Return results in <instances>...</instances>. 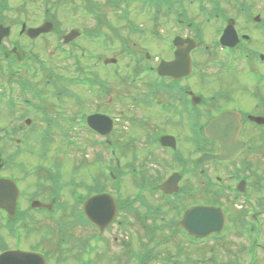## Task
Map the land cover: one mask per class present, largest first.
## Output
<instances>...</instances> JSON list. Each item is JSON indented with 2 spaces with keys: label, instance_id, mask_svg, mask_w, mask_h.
<instances>
[{
  "label": "flooded vegetation",
  "instance_id": "obj_1",
  "mask_svg": "<svg viewBox=\"0 0 264 264\" xmlns=\"http://www.w3.org/2000/svg\"><path fill=\"white\" fill-rule=\"evenodd\" d=\"M136 1H140L143 6L147 2L156 11L160 2V0ZM169 1L178 19L182 21V25L179 26L180 32L174 35L189 37L199 43L190 52L191 74L188 77L180 79L157 76L143 79L144 76H138L134 73L128 75V77L132 78L133 83L136 79L146 83L147 91L142 93L141 100L147 105L156 104L157 109L154 108V110L162 119L164 115L171 112L178 117L183 130L185 128L186 131V134L183 136V140L185 141L179 145L182 140L181 136L171 131L159 132L157 135L149 137L148 144L156 145L159 150L155 152L154 161L164 166L165 170L163 174L158 173L153 182L143 179L139 185L134 180L133 185L137 193L140 194L143 190L149 193L156 192L157 198L161 200L159 194L161 197L166 194L160 192L158 189L159 185L175 174L174 183L175 188H178V194L188 197L185 208L194 205H208L223 209H233L235 212L241 213L244 207L246 209V204H249L251 209L254 208L259 212V206L261 204L264 205V191L261 192L262 190L257 186V172L254 164L256 159L264 161V90H261V88L257 89L259 84L264 86V22L262 21V14L253 11L245 0H188L187 4L185 0ZM111 2L114 1L111 0ZM194 2L199 4L195 9H193ZM89 9L90 11H87V13L84 11L83 13L93 20L97 16L95 6L91 5ZM229 9L237 13L231 15L228 13ZM49 12L45 10L43 16L45 20L38 24L24 27H22L23 24L18 27L16 21L6 24L0 16V25L3 26L0 27L1 34L3 33V38L0 42V114H7L9 118L11 115L18 114L21 110L25 111V114H41L43 119L40 125L46 128L40 130L47 132L52 128L51 126L59 127V130H61L62 124H64L66 128L61 133L62 138L72 140L70 144L75 146L83 142L85 150H93L97 154L103 155L113 145L117 146V143L113 142L110 138L116 125V116L109 130L108 137H101L92 131H86V128H81V124L85 125L86 116L89 114L100 113L114 117L108 110L94 108L81 112L78 109V112L75 113L76 117L68 118L62 116L61 110L56 109L53 110V115L58 116V119L56 124H53L51 120L55 118H46L45 116L50 96L28 80L27 83L18 82L20 78L16 76L17 68L18 63L22 61L20 52L18 53V38L19 40L33 41L39 38L43 39L48 34L55 33L57 36L54 43H56V50L62 59V63L65 61V46H68L70 50H74L75 47L81 45V42L90 41L89 43L93 47L102 50L101 53H106L105 50L111 51L113 48L112 45L114 43H112V40L101 31L96 30L95 26L85 27L78 25L79 28L72 27L65 31L61 28L56 29L53 24V27L50 30L47 29L49 31L46 33L38 34L34 38L28 37L27 29L30 27L35 28L48 21ZM119 16L127 18L128 11H119ZM239 20L242 22L239 23ZM239 24L242 25V29L239 28L240 26L238 27ZM228 25L231 31L233 29L234 32H232L233 36L229 34L232 38H229L226 34V37H224L225 46L223 47L220 43V38ZM70 31L72 32L68 35V41L65 44L64 35ZM253 31L258 32L260 35L257 36V41L255 40V35L252 33ZM152 34L153 38L159 39L160 35L158 31L154 30ZM250 43L251 45L249 46ZM231 44L232 47H230ZM126 46L121 44L120 51H127ZM133 46L136 47V44H133ZM160 46L161 54H158L156 59L151 61V68L158 64L160 58L163 60H171L173 58L175 47L171 42L164 41L160 43ZM89 47L92 48L91 46ZM209 47L214 52L218 50L227 58L241 59L242 76L235 74L238 71L233 68L234 64L230 60H222L221 62L210 59L202 60V55L200 54L211 51L208 50ZM133 50L139 51L141 49L137 45ZM162 52H165V54ZM29 55L33 56L36 54L30 50ZM122 55L129 61L127 55L123 54V52ZM87 56L93 59H100V56H97V52L92 51L89 53L81 52V57L78 60L84 59ZM134 57L129 61L132 63V66L138 68L144 66V60L138 58L139 53L134 55ZM106 58H102L104 65H106ZM26 61V70H29L31 75H35L40 69L45 68L42 64V62H46L45 59L36 60L29 58ZM32 61L36 62L35 66L29 63ZM208 63L216 65L217 69L218 66L222 68L219 72L223 74L219 77L220 79L214 80V84L215 86L220 85L225 88H216L208 96H205L200 87L192 85V89L189 84L195 78L202 80L206 77L205 73L208 71ZM141 71L143 70L141 69ZM196 73L198 76H196ZM59 77H63V74H57V78ZM73 79H75L77 86H87L93 93H106L105 87L103 89L100 87L99 91L96 90L94 80L86 76V74H83L82 77L76 76ZM240 79L245 82L244 91H241L242 88L239 85ZM193 82L197 84L196 81ZM65 94H67L65 91L58 90L51 92V97L63 98ZM145 95L149 96L146 97ZM150 97L152 100H150ZM17 99L19 100L18 102ZM111 100L109 98L105 102L110 104ZM183 114L186 116H183ZM221 114H226L227 118H224L218 124L219 139H210L206 134L204 135L203 129L209 124L211 119ZM23 121L24 125L17 123L14 119H10L11 125L6 124L7 127L3 128V130L9 131L7 137L12 136V132L23 131L29 124L34 125L33 118H24ZM81 130L85 132V136L83 137L80 134ZM69 132H72L75 136L77 135V138L75 136L71 137ZM162 136L174 137L175 146H162L161 143L164 144V141H166L161 140L160 143ZM16 141V144H18L19 140L16 139ZM89 143L94 144L95 147H87ZM236 145L239 146L238 149H236ZM160 152L167 154L168 161L163 162L166 160V156L160 155ZM202 154H213L223 156L224 158L200 161L199 158ZM161 158H163V161ZM15 167L18 166L15 164ZM1 168L2 165L0 166V178L8 177L6 174L1 173ZM9 176L18 183L20 190H22L23 184L20 181H23L24 177L18 179L16 174H9ZM62 189L64 188H61L58 180L53 178L49 188L40 185L37 188L34 187L29 192V195L25 193L27 197L22 196L19 203L20 206H23L19 207L17 205L12 214L0 208V252L11 249L38 252L48 259L49 264H61L62 262L73 260L71 259L72 257H67V255L62 256L59 253L63 254L64 251H70L73 243H76L74 248H82V237L80 235H73V232L79 227L83 215L80 204L75 203L74 207L70 204L69 207L73 218L72 223L75 227L64 225L60 219H62L61 216L64 214V209L67 210V205L61 199ZM31 215L45 217L46 219H48V216L51 218L57 217L54 221L56 229L52 230L51 233L48 231L45 238L35 240L36 246L25 247L20 244V241L32 232V225L29 222ZM251 218L256 222L260 219L255 211L251 212ZM117 225H123V223L118 220ZM65 227L66 232L69 234H65L68 236L63 239L59 235L60 232L63 234V228ZM20 228L25 229V233H22V230H19ZM2 231L4 234H10L11 238L9 237L6 240L7 235L2 236Z\"/></svg>",
  "mask_w": 264,
  "mask_h": 264
},
{
  "label": "rangeland",
  "instance_id": "obj_2",
  "mask_svg": "<svg viewBox=\"0 0 264 264\" xmlns=\"http://www.w3.org/2000/svg\"><path fill=\"white\" fill-rule=\"evenodd\" d=\"M70 1L78 4L75 10H68L64 7L58 8V5L55 6L56 4H60L62 0H0V3L4 5L3 8L7 7L6 9H2L0 14L6 24L16 21L17 26L20 27L22 22L26 23V26L40 23L43 20L44 11L50 10L49 20L54 23L56 28L58 27L66 31L72 27L79 28L78 25L85 27L95 26L96 30L101 31L112 40V43H114L112 45V50H105L106 53H101L102 50L93 47L92 44L89 43L90 41H84L80 43L81 45L79 47L74 48L73 53L75 59L72 58L71 55L66 54V60L62 63L54 57V55L58 53L56 51V43H54L56 42L57 36L55 33L51 35L48 34L47 37L43 39L39 38L33 41L20 39L19 42H17L19 43V50L20 53L23 54L24 59L27 58L29 51L32 50V52L36 54V58L38 57L40 59L45 57L46 62L51 65V68L47 71H38L35 75H31L29 70L23 69L17 71L16 76L26 80V83L28 80L31 84L38 86L43 92H46L47 95L50 96L47 102V114L45 115L48 116V118L56 116L53 115V110L56 109L62 111V116L72 118L77 116L75 113L78 112V109L83 112L94 108L98 110H108L117 117L116 125L110 138L113 142L117 143L119 148L117 149L120 158V166H118V169L122 171L121 180L119 181V193L123 198H131L132 195L137 193L133 185L134 180L137 181L139 185L143 179L153 182L158 173L163 174L165 170L164 166L155 163V152L159 150L156 145H148V138L157 135L159 132H176L182 138L179 144L181 145L185 141L183 140V136L186 134V131L185 128L183 130V126L179 123L178 117H176L175 114L171 112L170 114L164 115L162 119L154 110V108L157 109L156 104L152 103L153 107H151L141 100L142 93L147 91L146 83L144 81H138L137 79L133 83L131 80L132 78L128 77L127 72L133 66L131 62L123 57L120 51L121 44H126L134 49L137 45L135 47L133 44H137L138 40L141 39V42L145 46L148 44L155 54H161V52L156 50L154 45L148 42L144 36L147 34V30L154 29L162 30L169 34L176 32L177 27L174 24L175 15L173 13L166 14L162 9L160 13L154 17L153 11H148V7L145 5L143 6L140 1L120 0L118 3L120 9L128 11L127 18H121L119 16V9L116 7L113 8L107 0ZM245 1L251 6L253 11L262 14V21L264 22V0ZM185 2L187 4L188 0H185ZM91 5L95 6V11L97 13L96 18L93 20L89 19V17L85 16L83 13L84 9H89ZM194 6L195 2L193 3V9ZM228 13L234 15L237 12H232V10L229 9ZM151 17H153L154 20H151ZM240 22L242 21L239 20V23ZM132 24L142 28L144 34L139 36L131 31L130 26ZM238 27L242 29V25L239 24ZM252 33L255 35V40L257 36H260L256 31ZM45 43H47V45H45ZM250 45L251 43L249 46ZM257 45H259V43H257ZM253 49L257 50L256 48ZM208 50L211 51L200 54L202 55V60L210 59L218 60V62L230 60L234 64L233 68L239 72L235 74L242 76L241 59L227 58L218 50H215L216 52L212 51L210 47ZM92 51H96L100 59H93L87 56L84 59L78 60V58L81 57V52L89 53ZM162 53L165 54V52ZM101 57H116L118 60L116 64L104 65ZM29 63L35 66L36 62L32 61ZM221 69L222 68L219 66L217 69L216 65H210L208 63V71L205 73L206 77L202 80L198 78L191 80L192 82L189 86L192 89V85L200 87L205 96H208V94L216 88H225L224 86H215L214 84V80L220 79L219 77L223 74L219 72ZM56 74H63V77L57 78ZM83 74H86V76L94 80L96 90L99 91L100 87L104 86L106 93H99L98 91V93H93L87 86H77L73 78L76 76L82 77ZM196 76H198L197 73ZM193 81H196L197 84ZM239 85L242 88L241 91H244L245 82L240 79ZM259 88L264 90L262 84L258 85L257 89ZM58 90H63L67 94H65L63 98L51 97V92H56ZM152 97L154 98V96ZM109 98L112 99L110 104L105 102V100ZM77 99L79 100L78 102ZM95 104L96 106H94ZM183 116L186 115L183 114ZM25 117L33 118L34 125H28L23 131L13 132L12 136H8L0 142V157L2 159L9 157L8 163L6 164L7 167L5 169L3 167L1 173L16 174L18 179L24 177V180L20 181V183L23 184L22 190L27 195H29V192L34 187L37 188V186L40 185L49 188L52 178L57 176L61 188H64L61 191V199H63V202L67 205V210L64 209V214H62V219L60 220H62L65 226L69 225L75 227L72 223L73 218L69 207L70 204L73 205L72 190L85 193L88 187L98 182L101 186L116 191L112 182L105 175L107 170L105 169L104 171V169H102V166L108 160V155L107 153L100 155L89 149L84 151L69 145L65 148V141L61 137L63 129L66 128L64 124H62L61 130H59V127L52 126V128H50L52 139L49 143L45 142L42 140L44 132L40 130L46 128L40 125L43 119L41 114H25V111L21 110L18 114L11 115L9 118L7 114L1 113L0 125H11L10 119H14L17 123H22ZM62 123L64 122L62 121ZM4 133L5 132H3L1 128L0 134ZM69 134L71 137L75 136L72 132H69ZM80 134L82 137L85 136L83 130L80 131ZM15 137L19 140L18 144H16L17 141ZM75 137L77 138V135ZM61 142L64 144V149L62 150L60 147ZM125 142L127 144H125ZM38 155H46L47 158L45 162L39 161L40 159L35 157ZM160 155L166 156V160L164 161L163 158H161L163 162L168 161L167 154L160 152ZM11 160H15L18 167L24 166V171L20 173L18 167H13L12 163H9ZM36 164H41L42 166ZM111 166L112 168L114 167V171L118 170L115 169L116 164L112 163ZM254 166H256L257 172V186H259L260 190H262L261 192H263L264 161L256 159ZM38 168L40 169L38 170ZM131 171L133 172L131 173ZM140 194L144 198V204L137 205V212L123 214V217L128 222H132V224L126 223L127 230L125 233L110 229L106 234L108 237L109 251H106V248L102 247L98 250L96 259L102 251L109 254V257H111L114 253L120 251L124 253L126 250H130L133 256L134 253H139L140 255L143 253L145 255L154 254L150 259L149 257L143 256L144 264H159L165 262V259L161 258L166 257L172 261L171 264H180L181 261L184 263L188 258L191 260L194 255L200 254L201 250L203 251L201 253H205L207 249L213 252L215 256L218 257V260H221V264L230 259H234H226L227 257H235L238 262H235V264H244V262L247 261L246 254L241 248L244 247V249H248L249 244H246L236 236V227L226 232L219 241H210L207 244H200L196 247L189 246L190 244L185 242L183 236L175 233L174 225L170 222L174 221V218L176 219L177 210L173 207L164 205L163 201L157 198L156 192L149 193L143 190ZM183 205L186 206V203H183ZM56 218L57 217L51 218L48 216V219H46L45 217L31 215L29 222L30 225H32V232H30V235L25 236V238L20 241V244L25 247L36 246L35 240L45 238L48 231L51 233L52 230L56 229L54 223ZM152 224L157 225V228L161 230L155 233L153 238H150L148 234L152 233ZM19 230L25 233V229L20 228ZM129 232H132L133 235L129 236ZM139 233L142 236H140ZM65 234H69L66 232V227L63 228V234L60 232L59 237L62 236L64 239V237L68 236ZM91 234V228L82 225L77 227L73 232L75 236L80 235L82 238H78L81 239L87 236L91 237ZM1 235L7 234H4L2 231ZM9 237L11 238L10 234L7 235L6 240H8ZM53 240H55V238H53ZM114 240H119V246L113 243ZM262 240L264 241V234L262 235ZM130 243H135V247H130ZM75 245L76 243H73L70 251H64L63 254L59 253L62 256L67 255V257H72V264H75L74 260L79 250H81L80 248H74ZM84 247L87 249V244H84ZM96 250L97 249H94L92 253H95ZM255 252V264H264L263 250L256 249ZM59 254L58 256L61 257ZM69 262L70 260H68L67 263L69 264ZM129 262L130 264H137L133 259H129ZM79 264H85V262L80 260ZM108 264H119V262L111 258ZM184 264H198V262L194 259Z\"/></svg>",
  "mask_w": 264,
  "mask_h": 264
},
{
  "label": "water",
  "instance_id": "obj_3",
  "mask_svg": "<svg viewBox=\"0 0 264 264\" xmlns=\"http://www.w3.org/2000/svg\"><path fill=\"white\" fill-rule=\"evenodd\" d=\"M171 67L170 69H168L169 67ZM167 66H163L160 67V69H164L165 71H171L173 70L172 67H177L178 69L181 68L183 70V72H177L175 74L176 77L180 76V75H183L184 73H186V68L188 67V64L185 63V64H182V63H171V64H167ZM185 71V72H184ZM98 118V116H97ZM91 126L92 123L90 124ZM1 184H4L0 187V195H3V194H6V195H9L11 190L13 192V195L15 196L16 195V190L14 188V186L12 184H10L9 182H6V183H1ZM6 185V186H5ZM5 187V189H4ZM97 199V200H96ZM100 199V200H99ZM97 202V203H106V202H109L111 203L110 201H108L104 196H101V197H95V198H92L91 199V202ZM89 205V203L87 204ZM109 207V205H106ZM101 215H106L103 211V207L101 209ZM95 218V217H93ZM13 254H16L15 256H17V262L20 263V264H39L38 260L36 259L37 257L34 256V258L32 257L33 255L32 254H24V253H20V252H17V253H13ZM7 254H2L0 256V264H7V261L4 260V257L6 256ZM15 256H11L10 258H14L13 260H10V264H17L16 260H15ZM23 257V258H22ZM20 260H23V261H20ZM20 261V262H19Z\"/></svg>",
  "mask_w": 264,
  "mask_h": 264
}]
</instances>
